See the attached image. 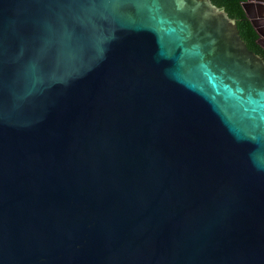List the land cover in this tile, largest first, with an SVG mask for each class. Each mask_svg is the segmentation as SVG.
<instances>
[{
	"label": "water",
	"instance_id": "water-1",
	"mask_svg": "<svg viewBox=\"0 0 264 264\" xmlns=\"http://www.w3.org/2000/svg\"><path fill=\"white\" fill-rule=\"evenodd\" d=\"M0 264H264V59L225 9L0 0Z\"/></svg>",
	"mask_w": 264,
	"mask_h": 264
},
{
	"label": "trees",
	"instance_id": "trees-1",
	"mask_svg": "<svg viewBox=\"0 0 264 264\" xmlns=\"http://www.w3.org/2000/svg\"><path fill=\"white\" fill-rule=\"evenodd\" d=\"M211 1L217 7L225 9L229 16L237 21L241 38L246 43L248 49L260 55L264 59V49L257 43L259 40V34L243 9V4L247 0Z\"/></svg>",
	"mask_w": 264,
	"mask_h": 264
},
{
	"label": "flooded vegetation",
	"instance_id": "flooded-vegetation-1",
	"mask_svg": "<svg viewBox=\"0 0 264 264\" xmlns=\"http://www.w3.org/2000/svg\"><path fill=\"white\" fill-rule=\"evenodd\" d=\"M253 1L255 3H256V1H258V2H264V0H253ZM261 11H264V8L263 7H261V8H258L257 6L254 7V13L259 14Z\"/></svg>",
	"mask_w": 264,
	"mask_h": 264
},
{
	"label": "rangeland",
	"instance_id": "rangeland-1",
	"mask_svg": "<svg viewBox=\"0 0 264 264\" xmlns=\"http://www.w3.org/2000/svg\"><path fill=\"white\" fill-rule=\"evenodd\" d=\"M263 15H264V13H263Z\"/></svg>",
	"mask_w": 264,
	"mask_h": 264
}]
</instances>
